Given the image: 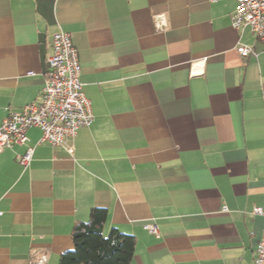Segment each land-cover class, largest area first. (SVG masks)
<instances>
[{"label": "crops", "instance_id": "crops-1", "mask_svg": "<svg viewBox=\"0 0 264 264\" xmlns=\"http://www.w3.org/2000/svg\"><path fill=\"white\" fill-rule=\"evenodd\" d=\"M235 0H0V124L39 102L53 34H71L94 120L72 153L0 152V264H58L93 207L136 236L131 264H252L264 231V39ZM164 13L168 27L155 25ZM239 44L253 48L243 57ZM205 59L192 75L193 61ZM158 225L159 233L147 225Z\"/></svg>", "mask_w": 264, "mask_h": 264}, {"label": "built area", "instance_id": "built-area-1", "mask_svg": "<svg viewBox=\"0 0 264 264\" xmlns=\"http://www.w3.org/2000/svg\"><path fill=\"white\" fill-rule=\"evenodd\" d=\"M235 1L233 26L237 29L249 26L253 33L264 39V0ZM155 25L163 31L168 27L164 13L155 16ZM237 51L243 57L254 53L252 47L244 44H239ZM205 61H193L190 65L191 74H203ZM80 75L78 50L71 34L59 29L53 34L41 99L39 102L28 103L19 110L7 111L0 124V152L15 145H28V130L36 127L41 130L40 142L64 147L72 153L78 131L90 126L94 120L92 102L83 90ZM33 152L34 146L28 145L26 151L18 155L19 163L27 166ZM253 213L264 215V207H254ZM147 228L155 234L159 233L155 223L148 224ZM47 261L48 255L43 253L37 258L36 264H46ZM252 264H264V231Z\"/></svg>", "mask_w": 264, "mask_h": 264}, {"label": "trees", "instance_id": "trees-1", "mask_svg": "<svg viewBox=\"0 0 264 264\" xmlns=\"http://www.w3.org/2000/svg\"><path fill=\"white\" fill-rule=\"evenodd\" d=\"M107 217V209L93 207L88 220L77 221L71 233L73 246L60 254L58 264H131L136 236L116 227L105 234Z\"/></svg>", "mask_w": 264, "mask_h": 264}]
</instances>
